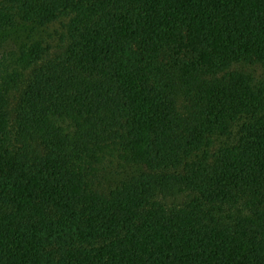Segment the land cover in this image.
<instances>
[{
    "label": "trees",
    "instance_id": "obj_1",
    "mask_svg": "<svg viewBox=\"0 0 264 264\" xmlns=\"http://www.w3.org/2000/svg\"><path fill=\"white\" fill-rule=\"evenodd\" d=\"M255 66L264 0H0V264H264Z\"/></svg>",
    "mask_w": 264,
    "mask_h": 264
},
{
    "label": "rangeland",
    "instance_id": "obj_2",
    "mask_svg": "<svg viewBox=\"0 0 264 264\" xmlns=\"http://www.w3.org/2000/svg\"><path fill=\"white\" fill-rule=\"evenodd\" d=\"M50 31H55L53 40L57 41L58 43L61 41V35H62V24L61 23H55L53 26L50 27ZM55 51V49H54ZM246 70L252 71L256 76L261 77L264 76V67L262 66H255V67H246Z\"/></svg>",
    "mask_w": 264,
    "mask_h": 264
}]
</instances>
